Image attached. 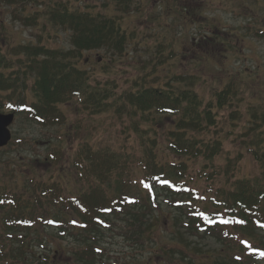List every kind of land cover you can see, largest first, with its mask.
<instances>
[{
  "label": "trees",
  "instance_id": "obj_1",
  "mask_svg": "<svg viewBox=\"0 0 264 264\" xmlns=\"http://www.w3.org/2000/svg\"><path fill=\"white\" fill-rule=\"evenodd\" d=\"M110 2L127 5L123 0ZM33 3L43 7L27 14ZM67 3L0 0L11 9L14 21L60 28L69 34L71 45L65 51L40 43L14 44L5 29L0 37V113L43 128L59 127L67 121L59 107L72 104L92 130L119 125L120 133L133 137L139 151L136 155L80 143L73 169L85 186L82 191L66 194L57 182L26 190L36 204L48 198L56 209L52 214L29 213L28 195L0 186V209L6 210L0 226V264H27L28 251L35 257V247H48L43 234L50 229L58 238L67 234L81 243L65 262L38 254L41 264H102L105 255L99 240L115 220L123 223L122 236L134 252L131 262L122 264H264V110L239 109L244 99L237 94L239 85L231 81L209 103L195 91L196 76H172L160 87L151 86L157 66L153 65L161 62L159 49L154 60L138 66L124 88L114 78L98 79L80 69L77 59L100 49L124 57L130 38L117 20L74 10ZM225 108L229 113L220 116ZM157 116L174 118L166 143L176 162L157 161V130L145 127L156 123ZM229 138L239 144L234 157L223 145ZM243 151L257 165V174L237 177ZM56 155L61 157V152ZM195 180L207 186L201 194L188 188ZM158 191L170 194L173 207L180 209L168 228L152 210ZM203 239L221 250L201 251L189 241ZM143 251L150 253L149 259L140 262L134 254ZM222 251L226 254L221 258Z\"/></svg>",
  "mask_w": 264,
  "mask_h": 264
},
{
  "label": "rangeland",
  "instance_id": "obj_2",
  "mask_svg": "<svg viewBox=\"0 0 264 264\" xmlns=\"http://www.w3.org/2000/svg\"><path fill=\"white\" fill-rule=\"evenodd\" d=\"M60 1H70L74 10L117 20L121 30L130 38L124 57L100 49L83 52L82 57L77 59L80 69L95 73L98 79L114 78L119 88H124L126 81L137 75L138 66L154 60L159 49L161 62L153 65V69L157 66L149 79L151 86L160 87L172 76H196L199 81L195 91L204 103H209L231 81L239 85L235 87L237 94L244 99L239 109L245 111L248 106H253L264 110V0H123L127 4L121 6L123 9L112 4L111 0ZM30 7L27 14L40 11L43 5L33 3ZM5 29L12 35L14 44L40 43L50 49L65 51L71 48L69 34L64 30L51 25H46L44 29L41 26H26L13 20L9 7L0 5V37ZM102 68H108L109 73H104ZM59 109L67 116L66 123L59 127L43 128L15 116L9 128L11 143L0 150V186L28 195L25 208L29 213L43 214L48 211L52 214L56 211L48 198H41L42 202L36 204L33 197L26 193L34 184L57 182L66 194L71 195L83 190L85 186L77 180L73 169L75 151L80 143H89L94 148L110 146L118 151L135 152L136 155L139 151L133 137L120 133L119 125L101 127L95 131L87 118L76 115L72 104L62 105ZM229 111L225 108L220 110L219 115ZM173 120L157 116L156 123L153 121L145 126L157 130V161L162 163L179 160L171 155L166 143V133L172 129ZM233 131L234 134L239 133ZM223 145L226 151H230L231 157L239 149L238 142H233L232 138L223 141ZM58 151L61 157H57ZM243 155L237 177L257 174L258 167L250 155L244 151ZM199 183L196 180L194 184L189 183V190L197 189L201 194L207 186ZM170 199V194L158 191L151 204L154 214L162 217L161 222L166 224V228L180 211L173 207ZM5 212L0 209V226ZM122 227L121 220H115L109 229L102 231L99 240L105 255L102 264L131 262L132 259H129L134 253L132 243L122 236ZM43 235H46L48 242L46 249H38L32 243L30 245L35 247L33 251L37 255H48L55 261H68V254L81 243L79 238L67 234L58 238L51 229ZM189 241L201 251L221 250L209 239ZM57 247L67 253L59 252ZM149 254L143 251L141 255H134L141 262L149 259ZM225 254L226 251H222L221 258ZM37 255L33 257L28 251L27 264H41Z\"/></svg>",
  "mask_w": 264,
  "mask_h": 264
},
{
  "label": "water",
  "instance_id": "obj_3",
  "mask_svg": "<svg viewBox=\"0 0 264 264\" xmlns=\"http://www.w3.org/2000/svg\"><path fill=\"white\" fill-rule=\"evenodd\" d=\"M14 121L13 114H0V148L7 146L11 140L9 127Z\"/></svg>",
  "mask_w": 264,
  "mask_h": 264
},
{
  "label": "snow or ice",
  "instance_id": "obj_4",
  "mask_svg": "<svg viewBox=\"0 0 264 264\" xmlns=\"http://www.w3.org/2000/svg\"><path fill=\"white\" fill-rule=\"evenodd\" d=\"M145 187H148V185H145ZM223 222L227 223L228 221H223ZM262 255H264V253H262Z\"/></svg>",
  "mask_w": 264,
  "mask_h": 264
}]
</instances>
